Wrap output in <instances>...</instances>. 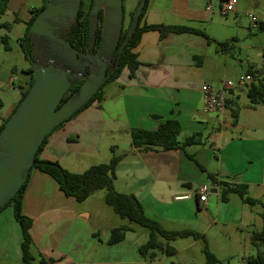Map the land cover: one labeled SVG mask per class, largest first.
Instances as JSON below:
<instances>
[{
    "label": "crops",
    "instance_id": "1",
    "mask_svg": "<svg viewBox=\"0 0 264 264\" xmlns=\"http://www.w3.org/2000/svg\"><path fill=\"white\" fill-rule=\"evenodd\" d=\"M26 1L6 0L4 11L14 21L23 23L22 36L37 9H27ZM223 1L147 0L139 26H183L199 32L171 31L163 36L156 30L142 32L132 50L138 63L133 76L124 68L107 83L99 101H93L48 137L38 157L79 174L88 166L107 163L113 154L120 155L113 181L116 192L134 195L145 215L162 228L180 230L174 226L182 224L185 226L182 229L201 232L222 256L241 255L246 264L254 249L250 232L260 229L261 211L234 193L222 201L221 184L246 186L247 195L253 199L263 196L264 131L260 136L256 125L242 123L239 114L235 122L233 117L232 122L225 121V112L235 109L236 95L232 88L222 112H204L200 87L203 83L216 89L224 86L226 82L221 78L229 67L226 56L234 47L236 34L243 31L247 22L248 28H264V0H236L234 10L228 14L221 13ZM248 13L256 18L255 23ZM0 35L7 37V51L10 50L8 36ZM223 42L229 44L218 49L217 44ZM262 59L264 64L263 55ZM22 73L20 97L30 80L27 69ZM247 74L254 82L259 80L261 71ZM0 103L2 108L1 100ZM15 105L5 115L1 114L0 125ZM259 105L264 104L248 107L256 109ZM167 120L178 122L179 142L192 134L200 135V142L183 149L132 148L130 129L156 130ZM219 120L221 125L216 127ZM120 133L122 141L118 142ZM99 156L101 162L95 159ZM209 175L214 176V181ZM202 185L208 188L205 201L199 200ZM97 191L78 203L60 190L52 176L38 168L30 170L22 193L21 212L31 221V250L45 264H88L96 253L100 264H126L128 239L133 241L129 246L138 262L137 248L146 242L148 234L135 241L133 235L138 230L131 223L124 224L104 214L102 207L93 209L83 204ZM104 195L105 191L100 197L103 203ZM120 225H128L130 231L121 243L108 245L110 230ZM21 242V229L13 217V209H2L0 264H23Z\"/></svg>",
    "mask_w": 264,
    "mask_h": 264
},
{
    "label": "water",
    "instance_id": "2",
    "mask_svg": "<svg viewBox=\"0 0 264 264\" xmlns=\"http://www.w3.org/2000/svg\"><path fill=\"white\" fill-rule=\"evenodd\" d=\"M145 2L139 0L119 42L123 0H92L88 11L89 39L82 51L64 37L76 22L81 0H47L36 14L27 31L33 55V81L0 130V207L28 178L43 139L84 106L110 77ZM99 12L100 40L93 52ZM80 81L77 89L62 101L70 87Z\"/></svg>",
    "mask_w": 264,
    "mask_h": 264
},
{
    "label": "trees",
    "instance_id": "3",
    "mask_svg": "<svg viewBox=\"0 0 264 264\" xmlns=\"http://www.w3.org/2000/svg\"><path fill=\"white\" fill-rule=\"evenodd\" d=\"M47 0H43L41 6L33 12L32 17L27 23L25 33L22 38L19 40L20 48L23 53L24 59L28 63L27 72L30 75V80L28 88L33 81V55L31 52V42L27 36L28 28L38 12H40ZM139 2V1H138ZM147 2V0H146ZM146 2L143 7L142 12L139 15L137 25L135 30L130 37V39L125 44L122 53L119 57L118 64L115 67L114 71L110 77L105 81V83L99 88V90L87 101V103L77 110L69 118L57 125L41 142L40 146L36 151V155L33 160L32 168H38L41 171L52 176L59 185L60 190L67 196H71L75 199L76 202H83L89 195L93 192L103 189L105 191L104 203L108 205L112 211L123 220H126L128 223L136 224L140 227L147 229L148 238L145 243L140 245L137 248V252L142 257H148L149 260H153L155 255L154 251L159 249L166 255H171L174 253V249L168 244L171 241H174L177 238H192L193 240H198L202 243L201 252L204 256L203 264H221L220 260L210 251L208 246V241L206 236L193 229H181V230H166L162 226L151 218H148L140 201L132 194H122L116 192L114 189L113 181L115 178V168L118 161L121 159L120 155H112L107 163H99L90 166L82 173H70L64 170L59 164L55 162H49L40 160L38 155L46 144L48 137L59 128L64 122L71 119L74 115L88 107L93 101L101 99V89L107 83L116 79L121 71L124 68L129 70V76H133L135 69L137 68L136 55L133 53V48L137 45L140 35L144 31L156 30L159 32L160 36L165 35L167 32H194L198 33L199 31L183 26H164V25H142L139 26L140 21L143 17ZM91 3L89 4L87 10L84 12L82 10V4L80 5L76 22L66 31L64 37L65 39L76 49L82 51L88 43V30H89V21H88V11ZM138 5V4H137ZM6 0H0V14L5 11ZM135 11V9H134ZM133 11V12H134ZM133 12L129 14L127 26L122 29L119 42L122 41L132 18ZM0 28H9V24L2 23ZM262 28V27H261ZM100 40V27L96 30L95 36V48L98 45ZM229 44V42L218 43L217 47L224 48ZM0 45L4 49H8L7 37L5 35H0ZM117 55H115L116 57ZM264 57V53H263ZM249 73V72H248ZM251 74V73H250ZM80 82L75 83L67 91L66 95L63 97L62 101L67 98L77 87L80 85ZM28 88L22 93L20 100L25 95ZM247 96L249 99V105L255 106L257 104H264V85L255 79L254 82H250L247 88ZM20 100L16 103L14 109L19 104ZM1 104V103H0ZM13 109V111H14ZM12 111V112H13ZM11 112V113H12ZM233 117V122L236 121L238 110L235 108L231 112ZM9 117V116H8ZM7 117V118H8ZM0 125V130L3 127L5 121ZM180 133V126L175 120H167L159 124L156 130H145V129H130V139L131 146L134 150H146V149H160V150H171L177 149L192 144H197L200 142V135L192 134L186 137L182 142H179L177 137ZM211 180L214 181V176H208ZM28 179V178H27ZM26 181L21 185L17 193L11 198V200L0 207V211L7 206H12L13 217L16 222L19 224L22 235L21 242V252L22 257L21 261L23 264H30L32 261L31 254V238L29 235V228L31 221L29 218L25 217L21 212V199L22 193L25 189ZM221 200L225 201L229 193L237 194L244 203L249 205L259 204L261 206L260 218H261V227L259 230H252L250 232V244L253 246L255 253L253 256L246 258V264H264V192L262 199H253L247 195L246 186L242 185H227L221 184ZM130 231L128 225H120L113 227L110 230L109 238L107 240L108 245H116L121 243L124 240L125 233ZM42 264H45L41 260Z\"/></svg>",
    "mask_w": 264,
    "mask_h": 264
},
{
    "label": "rangeland",
    "instance_id": "4",
    "mask_svg": "<svg viewBox=\"0 0 264 264\" xmlns=\"http://www.w3.org/2000/svg\"><path fill=\"white\" fill-rule=\"evenodd\" d=\"M43 0H27L26 8H39ZM90 4V0H83L82 10L85 12ZM137 5V0H123V23L122 29L127 26L129 13L132 12ZM20 18L21 16L18 15ZM264 22V21H263ZM0 23L9 24L10 28L5 30L0 28V34H6L8 36V42L10 50H5L2 45H0V100L3 104V107L0 108V117L1 114L5 115L9 107L17 103L20 100V90H19V81L22 78V72H24L28 68V63L25 61L23 57V53L19 47L18 40L22 36L24 31V25L20 21H14L13 16L10 13H2L0 14ZM233 48L227 54L226 58L228 61V70L225 75L222 76V81L227 82L230 81L233 84V92L236 95L235 105L239 114V120L244 124H252L256 125L257 131L260 136L263 135L264 131V105H259L256 109H250L248 107L249 99L247 96V86L246 84H240L239 78L245 74L249 73H257L261 71L259 75V82L264 85V64L262 55L264 53V28H248V22L245 24L243 31L239 32L235 36V41L233 42ZM6 84V87H5ZM107 86L104 85L101 91ZM225 121L232 122L231 110H227L224 114ZM221 125V121L216 123V127ZM119 135V134H118ZM106 137V136H105ZM103 138V140L105 139ZM118 142L122 141V133L118 136ZM96 161H100V156ZM105 160L104 162H106ZM90 163V162H87ZM94 163V162H91ZM86 164V163H85ZM92 165V164H87ZM89 167V166H88ZM85 168V169H88ZM85 171V170H83ZM256 193V192H255ZM104 194V190L97 191L93 196L90 197L85 203L88 207L93 209H99L102 207L104 214L109 216H113L115 220L127 224L126 220L120 219L110 207L105 205V203L100 201V197ZM235 196V195H234ZM235 198H238L235 196ZM262 199V197L260 198ZM256 210L261 211L260 205L253 206ZM11 206L5 207V210H11ZM133 227L137 228V232L133 235V240H141L142 235L148 234L147 229L140 227L136 224H131ZM174 227L176 229H182L185 226L182 224H178ZM133 241L127 240L125 246L127 248V263L126 264H203L204 256L201 252L202 243L200 241H195L192 238H177L174 241L169 242L168 244L174 249V253L171 255L164 254L161 250L157 249L154 251V259L149 260L148 257H142L137 254V261L133 259L132 252L130 250V244ZM105 246V245H103ZM210 251L215 255V257L220 260L221 264H245L241 261L239 255H231L222 256L221 253L217 252V248L212 244H208ZM231 246H227L230 248ZM98 248V247H97ZM254 249L252 254L254 255ZM32 261L30 264H42L41 258L37 256V254L31 250ZM96 253L91 259L92 262L88 264H100L97 261Z\"/></svg>",
    "mask_w": 264,
    "mask_h": 264
},
{
    "label": "built area",
    "instance_id": "5",
    "mask_svg": "<svg viewBox=\"0 0 264 264\" xmlns=\"http://www.w3.org/2000/svg\"><path fill=\"white\" fill-rule=\"evenodd\" d=\"M236 0H224L221 4V13L228 14L232 12L235 8ZM208 10L209 8L206 7ZM248 17L250 18L252 23H255L256 18L248 13ZM251 76L249 74H245L240 76L239 82L240 84H246L251 82ZM233 87V84L230 81H227L222 88L216 89L210 83H203L200 87V91L202 94V104L203 111L206 113H220L225 109L227 96L229 94V89ZM208 192V188L206 185H202L199 187V200L205 201L206 195Z\"/></svg>",
    "mask_w": 264,
    "mask_h": 264
},
{
    "label": "flooded vegetation",
    "instance_id": "6",
    "mask_svg": "<svg viewBox=\"0 0 264 264\" xmlns=\"http://www.w3.org/2000/svg\"><path fill=\"white\" fill-rule=\"evenodd\" d=\"M90 3H92V0H90ZM81 4H83V0H81ZM101 19H102V12H99V14H98V27H100L99 25H100ZM88 21H89V15H88ZM110 67H111V65L108 68H110ZM87 71H88V69H87Z\"/></svg>",
    "mask_w": 264,
    "mask_h": 264
}]
</instances>
